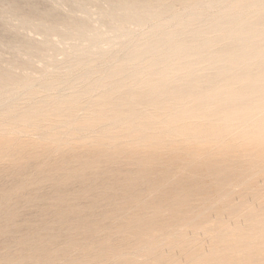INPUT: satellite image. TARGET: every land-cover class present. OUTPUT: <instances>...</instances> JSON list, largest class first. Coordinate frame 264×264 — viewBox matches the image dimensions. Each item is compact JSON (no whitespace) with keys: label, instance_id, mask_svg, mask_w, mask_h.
<instances>
[{"label":"bare ground","instance_id":"6f19581e","mask_svg":"<svg viewBox=\"0 0 264 264\" xmlns=\"http://www.w3.org/2000/svg\"><path fill=\"white\" fill-rule=\"evenodd\" d=\"M60 5L70 14L0 2V53H12L0 64V240L21 244L0 250V264H264V0ZM228 140L246 150L235 186L247 199L225 226L213 215L238 189L202 160ZM177 143L194 145L187 155L216 199L181 188L158 199L168 177L152 163ZM39 205L51 223L14 225Z\"/></svg>","mask_w":264,"mask_h":264},{"label":"rangeland","instance_id":"374dc122","mask_svg":"<svg viewBox=\"0 0 264 264\" xmlns=\"http://www.w3.org/2000/svg\"><path fill=\"white\" fill-rule=\"evenodd\" d=\"M7 2V0H0V2ZM9 1V0H8ZM17 2L19 1V3L20 4H23V5H34V6H40V7H54L55 6V8H57V10L58 11H60V13H61V11H62V13L61 14H64V15H68V14H70V9L68 8V7H62L60 4H62V2L64 1V0H16ZM60 2V3H59ZM30 3V4H29ZM50 4V5H49ZM52 4V5H51ZM54 4V5H53ZM45 5V6H44ZM95 9V8H94ZM66 12H65V11ZM64 11V12H63ZM81 13H79L78 14V16L79 17H81L82 15H80ZM97 16L95 15L94 17H93V21H94V23L96 24V21H97ZM1 20V19H0ZM1 25V24H0ZM0 30H2L1 29V27H0ZM22 35L23 36H28V37H32L33 39H34V41H37V40H39V41H42L43 40V37L41 36V35H39V34H36L35 32L33 33V30H30V29H27V30H25V31H22ZM39 41H37V42H39ZM61 47H65L64 45H61ZM12 56V53L9 51V50H4V51H1V53H0V64H5L6 63V59L8 60V58H10ZM55 56H56V58L57 59H59V60H62L63 58H64V56H63V54L62 53H60V52H58V53H56L55 54ZM61 56V57H60ZM229 141V142H228ZM225 144H224V146L221 148L222 150H224V151H221V149H218L217 151H220V152H217V151H215L216 153H213V155L212 154H210V155H208V156H206V157H204L203 158V160L202 161H205V160H207V161H211V165H221V166H224V169H228L227 171H226V176H227V178H225L224 179V188L226 189V188H230L231 187V185H232V187L233 188H235L236 186L235 185H237L238 184V181H240V177H241V171H240V165L242 164L241 163V161H239V160H241V156L245 153V149L244 148H238V149H233L232 148V142L230 143V140H228ZM184 143H177V144H175V146H173V147H171L170 149H167L166 151H164L163 153H160V154H158L157 156H156V158L154 159V162L152 163L153 165V167L152 168H154V169H156L159 173H161V174H163V173H165L164 171H166V174H167V176L166 177H168V179L167 180H165V182H164V180L162 181V180H160L158 183H159V185H157L161 190H157L156 192V195L158 196V199L160 200V199H162V197L163 198H165L166 197V199H167V201L169 202V201H172V199H173V197H175V194H174V192L171 190V188H181V189H183V191H184V193L185 194H187V197L189 198V199H192V200H196V199H198V200H200V201H205V200H207V201H209V200H211V198L214 200V199H216L217 198V194H216V190L212 187V191L209 189V187L211 186L210 184H211V179H210V177L209 176H207V169H206V167L205 166H203V165H201V166H199L198 165V163L197 164H195V165H193L194 163H196V161L194 160V159H192L189 155H187L188 154V152H190V150L191 149H193L194 148V145L193 144H190V143H188V144H184ZM231 144V145H230ZM191 146H192V148H191ZM224 147H226L225 149H224ZM218 153H220V154H218ZM212 155V156H211ZM174 156V157H173ZM224 156V161L223 162H217V160L219 159V157H223ZM236 156V157H235ZM177 157V158H176ZM228 157V158H227ZM181 159H183V160H181ZM234 161H233V160ZM172 160V161H171ZM179 160V161H178ZM181 160V161H180ZM163 161V162H162ZM165 161V162H164ZM183 161V162H182ZM184 161H186V162H184ZM188 161V162H187ZM200 161V160H199ZM175 162V163H174ZM180 162V163H179ZM182 162V163H181ZM189 162H191V163H189ZM194 162V163H193ZM198 162V161H197ZM154 163H155V165L158 163V165H154ZM164 164H166V165H164ZM168 164V165H167ZM163 165V166H162ZM190 165V166H189ZM193 165V166H192ZM161 166V167H160ZM175 166V167H174ZM181 166H182V169H181ZM185 166V167H184ZM188 166V167H187ZM164 167V168H163ZM167 167V168H166ZM168 167L170 168V169H168ZM177 167V168H176ZM190 167H192V168H190ZM226 167V168H225ZM236 167V168H235ZM185 168V169H184ZM187 168H189L188 169V171H184V170H187ZM194 168V169H193ZM206 170H204V169ZM196 169V170H195ZM167 171H169V172H167ZM163 172V173H162ZM172 175H174V176H172ZM177 175V176H176ZM185 175H187V176H185ZM206 175V176H205ZM172 176V177H171ZM176 176V177H175ZM185 176V177H184ZM187 177H188V179H187ZM199 177V178H198ZM205 177V178H204ZM209 177V178H208ZM174 178V179H173ZM196 178V179H195ZM187 179V181H185V180ZM208 179V180H207ZM238 179V180H237ZM261 179H262V181L258 184V186H256L255 188L258 190V192H257V197H258V201H256V203H257V205L256 206H259V205H263V203H264V199H262V198H264V184H262V183H264V177L262 176L261 177ZM260 179V180H261ZM169 180L171 181V182H169ZM184 180V181H183ZM259 180V181H260ZM194 181V182H193ZM235 181V182H234ZM164 182V183H163ZM162 185H161V184ZM165 185H166V187H165ZM197 188V189H196ZM239 187H236L235 188V190L236 189H238ZM192 189V191H190ZM194 189V190H193ZM48 192L49 191H51V188H47L46 189ZM195 190H196V193H195ZM209 190V191H208ZM238 193L236 194V195H234V196H232V197H230V198H228V202H227V205L230 207V210L226 213V214H224V215H220V214H216V213H214V215H213V217H222V218H224V225L225 226H228V223L230 222V223H233L234 222V220H232L233 219V213L235 214L236 212H240L241 211V205H242V203L244 202V201H246V197H244V196H239L238 194L239 193H242V190H241V188L240 189H238V190H236ZM173 192V193H172ZM203 192H204V194H203ZM51 193V192H50ZM200 193V194H199ZM169 194V195H168ZM191 194V195H190ZM193 194H195L194 196H193ZM166 195H168V197L166 196ZM201 195H203V196H201ZM172 199H171V198ZM209 197V198H208ZM203 199H205V200H203ZM209 199V200H208ZM250 198H248V200H249ZM249 201H251V200H249ZM255 203V204H256ZM43 208H45V209H43ZM37 207V206H36ZM36 207H31V209L29 208V209H27V208H25V210H26V212H24L25 210L23 209H21L20 210V213L18 214L20 217H18V215H16V216H14L15 217V219H16V221H17V223L18 222H20V223H18V224H16V221H15V219H14V225H19V226H17V227H20V226H22L24 229H27L26 228V226L28 225V221H31V222H35V229H37V231H39L38 230V227L36 228V226H38V223L39 224H42V225H39V229H41L40 228V226H42V227H44V226H47V224H49V223H51L50 222V219H51V217H47L46 219L47 220H49V221H46V219L44 220L42 217H41V213H44L46 210H48L49 209V207L47 206V205H39L38 207L40 208H38L37 207V210H35L36 209ZM34 210H33V209ZM42 209H43V212H42ZM40 210H41V213H40ZM53 212V211H52ZM22 213V214H21ZM24 213V214H23ZM32 213V214H31ZM23 215V216H22ZM32 215V216H31ZM35 215V217H33ZM24 216L26 217V218H24ZM27 216L28 217H31V219L30 218H27ZM17 217L18 218H21V219H18L17 220ZM33 217V218H32ZM22 218H24V220L22 219ZM232 218V219H231ZM29 219V220H28ZM19 220H23V221H19ZM42 220H44L42 223H40V221H42ZM215 220V219H214ZM229 220V221H228ZM51 221H52V219H51ZM23 222V223H22ZM45 223V224H44ZM229 223V224H230ZM44 224V225H43ZM218 223L216 222V220L213 222V224H212V227H214V228H217V225ZM28 227V226H27ZM232 227H233V225H232ZM32 230H34V228L32 229ZM25 232H27V230L25 231ZM28 232H29V230H28ZM56 232H58V231H56ZM187 234H188V238H190L191 240H192V242L193 243H203V241H204V243L206 242V245L207 244H209V241H207L208 239H206V237H204L202 234H198V235H196L195 233H194V230H191V229H189V230H187ZM14 235H11V238H13V241L11 240V238H10V236L8 235V237L7 236H5L4 238H5V240H0V242H2L0 245V250H2V252L4 251L5 252V250L8 248H10V247H15V245L17 246V245H21V244H18V243H20L19 241L20 240H18L15 236L13 237ZM226 236V237H225ZM224 237V239H225V241L227 242V243H230V245L232 244V241H231V236H230V234L228 233V234H226ZM201 237H202V239H201ZM0 239H3V237L1 238L0 237ZM11 240V241H7V243H6V240ZM16 239V240H15ZM196 239H197V241H196ZM14 240H15V242L18 240V243L16 244H14ZM196 241V242H195ZM6 243V244H5ZM9 243H12V245L10 244V246L8 245ZM2 244H4V245H2ZM14 244V245H13ZM5 245H6V247H5ZM4 246V247H3ZM23 246V245H22ZM13 247V248H14ZM30 246H26L24 249H26L27 248V250H29L30 248H29ZM3 248V249H2ZM169 251V248H166V252H167V254L169 253L168 252ZM212 252V249L210 248V247H207L206 249H205V251H204V253L206 252V254H208L209 252ZM1 251H0V254L2 253Z\"/></svg>","mask_w":264,"mask_h":264}]
</instances>
